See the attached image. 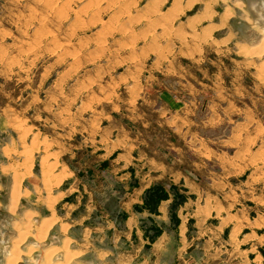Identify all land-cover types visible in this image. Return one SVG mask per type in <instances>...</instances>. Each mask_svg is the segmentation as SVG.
Returning a JSON list of instances; mask_svg holds the SVG:
<instances>
[{
    "label": "rangeland",
    "instance_id": "rangeland-1",
    "mask_svg": "<svg viewBox=\"0 0 264 264\" xmlns=\"http://www.w3.org/2000/svg\"><path fill=\"white\" fill-rule=\"evenodd\" d=\"M117 1L0 0V264L38 262L28 234L52 205L69 220L137 181L142 162L123 154L164 157L173 226L187 202L189 232L200 217L231 235L234 261L264 264V27L245 0H133L119 16ZM160 14L164 38L146 47ZM44 225L45 244L67 228L54 216L36 239Z\"/></svg>",
    "mask_w": 264,
    "mask_h": 264
},
{
    "label": "crops",
    "instance_id": "crops-1",
    "mask_svg": "<svg viewBox=\"0 0 264 264\" xmlns=\"http://www.w3.org/2000/svg\"><path fill=\"white\" fill-rule=\"evenodd\" d=\"M131 2L133 3V0H118L115 4L117 10L113 13L117 16L121 13L130 14ZM246 6L248 11L250 7L255 13V22L264 27L263 0H249ZM152 12L155 13V11ZM250 14L253 15L251 12ZM157 17L152 21L147 18L145 30L143 31V28L141 30L139 37L141 40L146 42L151 39V43L146 47L156 46V44L160 46L158 40L164 38V22L162 21L164 16L160 14ZM129 18V23L140 19V17ZM236 24V28H240L241 31L248 28L244 22ZM131 44L134 45L133 42ZM152 152L157 153V150ZM123 158L122 166L134 164L133 160L142 162L139 170L141 174L138 176L137 171L134 173L137 181H129L131 175L129 172L123 177L124 180L121 183L106 185L109 187L106 189L109 192L103 200L92 199L91 194L87 195L88 199L81 202L80 215H71L69 220L55 214L52 205L48 216L38 220L33 232L28 234L32 238L30 245L40 248V251L36 253L39 256L38 262L34 264H55L56 257L63 260L69 253V260L65 264H249L244 260L234 261L230 234L223 239L221 230L203 226L200 217L195 220L198 229L189 232L186 227L189 213L186 209L191 205L187 202L177 213L179 224L173 226L168 216L170 200L164 201V198H161L156 204L149 201L148 190L157 186L161 192H164V157L157 159L153 155L145 154L143 157L132 159V155L123 154ZM174 175L176 176L175 173ZM180 176L183 178V175ZM183 185L194 186L190 182H183ZM79 192L83 197L85 190L81 189ZM66 203L68 206H74L73 208L79 205L78 199L75 202ZM54 216L57 219H64L67 228L65 232H60L61 237L58 242L45 244L47 234L45 238L37 240L36 228L43 220L52 219ZM57 225L60 229V223ZM29 246L26 244L23 249L27 251ZM62 247L64 251H60ZM55 254V259H52ZM47 255L50 259L48 261H46ZM23 259L26 258L23 257Z\"/></svg>",
    "mask_w": 264,
    "mask_h": 264
},
{
    "label": "bare ground",
    "instance_id": "bare-ground-1",
    "mask_svg": "<svg viewBox=\"0 0 264 264\" xmlns=\"http://www.w3.org/2000/svg\"><path fill=\"white\" fill-rule=\"evenodd\" d=\"M248 1H249V0H248ZM248 1H247V5H248ZM238 5H239V4H238ZM239 6H241V5H239ZM248 9H249V11L253 14L252 17L255 18V13L250 9V7H248ZM58 11H59V9H58ZM63 11H64V10H63ZM225 18H226V17H225ZM224 21H225V20H224ZM224 24H225V23H224ZM259 51H260V50H259ZM252 53H253V52H252ZM255 54H256V52H255ZM23 152H24V151H23ZM29 161H30V160H29ZM41 163H42V162H41ZM51 170H52V168H51ZM16 176H17V174H16ZM57 182H58V181H57ZM50 184H51V183H50ZM14 186H15V185H14ZM49 187H50V186H49ZM9 190H10V189H9ZM15 190H17V189H16V186H15V188H14L13 191H15ZM13 194H14V193H12V195H13ZM17 194H18V193H17ZM13 196H14V197L12 198V202H13L14 199H15V201H16V197H15V196H17V195L14 194ZM15 201H14V202H15ZM53 201H54V200H53ZM14 202H13V203H14ZM15 204H16V202H15ZM12 209H13V208H12ZM45 221H46V220H45ZM47 222H48V221H47ZM47 222H46V223H47ZM50 223H52V222H50ZM45 225H46V224H45ZM45 225L42 226L41 230L39 229V230H40V234H43L45 230H48V229H49V228L47 229V227H45ZM46 226H47V225H46ZM48 227H49V226H48ZM27 229H28V228H27ZM27 229H26V230H27ZM28 231H29V230H28ZM36 232H38V230H37ZM24 233H25V232H24ZM45 233H46V231H45ZM20 234H21V233H19V236H20ZM36 234L39 236L38 233H35V236H36ZM26 235H27V234H26ZM43 235H45V234H43ZM38 236H37V237H38ZM39 237H40V236H39ZM42 237H43V236H42ZM44 237H45V236H44ZM37 239H38V238H37ZM40 239H42V238H40ZM20 240H21V237H20L19 241H20ZM38 240H39V239H38ZM14 241H15V240H14ZM12 242H13V241H12ZM17 242H18V240H16V243H17ZM13 245H14V244H13ZM16 247H18V246H16ZM13 248H14V247H13ZM17 249H18V248H17ZM17 249L15 250L16 252H18ZM12 250L14 251V249H12ZM18 250H19V249H18ZM48 250H49V249H48ZM49 251H50V250H49ZM49 251H48V254L50 253ZM46 252H47V251H46ZM14 254H15V253H13V255H14ZM18 254H19V252H18ZM45 255H46V254H45ZM9 258H10V257H9ZM18 259H19V255L16 254V255L13 256V258H12V255H11V259H10V260L7 259V260H8L7 264H14ZM7 260H6V261H7ZM48 260H50V259H49V256L47 255V256H46V261H48ZM43 262H44V261H43ZM18 263H20V262H18ZM18 263H16V264H18ZM46 264H47V263H46Z\"/></svg>",
    "mask_w": 264,
    "mask_h": 264
},
{
    "label": "trees",
    "instance_id": "trees-1",
    "mask_svg": "<svg viewBox=\"0 0 264 264\" xmlns=\"http://www.w3.org/2000/svg\"><path fill=\"white\" fill-rule=\"evenodd\" d=\"M153 191H152L153 192L152 193L153 195H150L149 201L152 204H156L161 198H164V194H162L161 189L159 187H157V186L154 187ZM158 191H159V193H157Z\"/></svg>",
    "mask_w": 264,
    "mask_h": 264
},
{
    "label": "flooded vegetation",
    "instance_id": "flooded-vegetation-1",
    "mask_svg": "<svg viewBox=\"0 0 264 264\" xmlns=\"http://www.w3.org/2000/svg\"><path fill=\"white\" fill-rule=\"evenodd\" d=\"M19 258H20V256H19ZM19 260H20V259H18V260H17V261H16L14 264L18 263V262H19Z\"/></svg>",
    "mask_w": 264,
    "mask_h": 264
},
{
    "label": "water",
    "instance_id": "water-1",
    "mask_svg": "<svg viewBox=\"0 0 264 264\" xmlns=\"http://www.w3.org/2000/svg\"><path fill=\"white\" fill-rule=\"evenodd\" d=\"M18 264H25V263H23V262H20V263H18Z\"/></svg>",
    "mask_w": 264,
    "mask_h": 264
}]
</instances>
